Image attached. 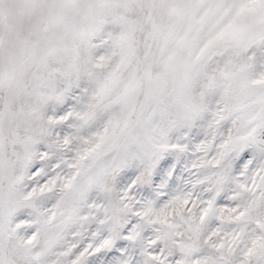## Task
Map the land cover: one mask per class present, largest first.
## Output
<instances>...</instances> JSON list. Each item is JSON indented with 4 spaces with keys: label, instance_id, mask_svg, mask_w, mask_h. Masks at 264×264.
<instances>
[{
    "label": "snow or ice",
    "instance_id": "snow-or-ice-1",
    "mask_svg": "<svg viewBox=\"0 0 264 264\" xmlns=\"http://www.w3.org/2000/svg\"><path fill=\"white\" fill-rule=\"evenodd\" d=\"M0 264H264V0H0Z\"/></svg>",
    "mask_w": 264,
    "mask_h": 264
}]
</instances>
